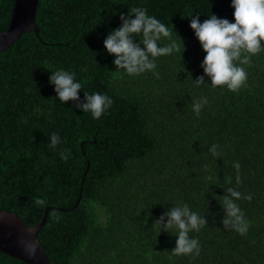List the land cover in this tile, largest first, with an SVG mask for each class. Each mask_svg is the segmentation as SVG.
<instances>
[{"label": "trees", "instance_id": "1", "mask_svg": "<svg viewBox=\"0 0 264 264\" xmlns=\"http://www.w3.org/2000/svg\"><path fill=\"white\" fill-rule=\"evenodd\" d=\"M14 4L0 0V29L9 27ZM231 5L39 0V31L24 32L0 53V210L29 225L47 213L38 238L52 264H264V51L244 66L248 80L239 92L213 88L201 67L206 53L190 27V14L201 23L210 14L235 23ZM133 7L174 26L182 40L174 34L180 50L156 58L158 79L118 70L104 48ZM61 69L82 84L81 101L84 91L113 100L105 115L94 119L76 102L59 101L49 77ZM199 76L205 84L197 86ZM202 96L208 104L196 115L192 101ZM53 133L63 141L55 149ZM63 150H70L67 160ZM230 187L252 196L235 201L250 222L245 235L221 223ZM37 198L44 207L35 205ZM182 204L207 221L189 233L200 241L199 256L173 255L178 230L154 225ZM0 264L30 263L0 251Z\"/></svg>", "mask_w": 264, "mask_h": 264}, {"label": "clouds", "instance_id": "2", "mask_svg": "<svg viewBox=\"0 0 264 264\" xmlns=\"http://www.w3.org/2000/svg\"><path fill=\"white\" fill-rule=\"evenodd\" d=\"M235 23L227 19L218 18L210 14L203 23L199 16L191 17L190 27L198 38L203 51L206 53L201 65L204 75L210 78L211 87H226L231 92H239L246 86L248 73L245 65L250 66L252 56L264 51V0H232ZM135 18L132 19L131 17ZM121 26L111 31L104 40V48L108 54L115 56L113 61L118 70H124L130 76L152 72L159 78L156 71V58L168 56L180 50V44L173 39V27L156 17L148 14L142 7H133L127 16L121 15ZM139 36L140 42L135 43L134 37ZM176 37L177 34H175ZM179 38V37H178ZM167 39L168 43L161 46L160 41ZM179 41L182 40L179 38ZM143 45V48L140 46ZM49 83L55 85V92L61 103L76 102V107L83 113H90L94 119H100L112 107L113 100L106 94L84 91V100L78 95L82 91V84L77 82L75 74L66 70L52 72ZM197 86L205 84L204 76L196 78ZM208 104L206 96L192 101L193 111L199 115L202 108ZM63 143L56 133L50 136V147L55 149ZM219 145L213 144L210 151L213 156L219 157ZM70 150L61 151V158L67 160ZM237 170V184L241 183L239 177L240 165H234ZM208 166L205 165V170ZM214 179L212 176L206 177ZM231 183V178H229ZM252 200L251 194H242L234 188H228L227 194L222 196V208L225 216L221 223L225 229H233L245 235L250 227V222L245 219V214L235 202L237 200ZM37 207H44L46 201L37 198L34 201ZM59 219L57 213H53ZM165 219L167 223H164ZM160 231L169 232L177 229L176 246L172 254L176 256H199L201 251L200 241L190 237L189 233L199 232L207 226L205 217L190 209L187 204L172 207L170 211L161 215L154 223ZM34 251V248L31 249Z\"/></svg>", "mask_w": 264, "mask_h": 264}, {"label": "water", "instance_id": "3", "mask_svg": "<svg viewBox=\"0 0 264 264\" xmlns=\"http://www.w3.org/2000/svg\"><path fill=\"white\" fill-rule=\"evenodd\" d=\"M39 0H15L12 18L7 29H0V53L5 51L26 31H39L35 21ZM44 218L29 225L16 213L0 210V251L30 264H52L38 238ZM34 248V251L31 249Z\"/></svg>", "mask_w": 264, "mask_h": 264}]
</instances>
